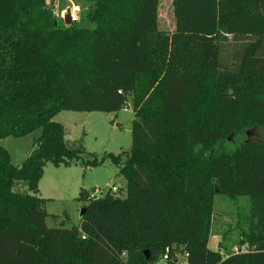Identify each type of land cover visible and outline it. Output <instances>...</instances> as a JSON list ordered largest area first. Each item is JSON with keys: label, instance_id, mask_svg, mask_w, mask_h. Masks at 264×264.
<instances>
[{"label": "trees", "instance_id": "1", "mask_svg": "<svg viewBox=\"0 0 264 264\" xmlns=\"http://www.w3.org/2000/svg\"><path fill=\"white\" fill-rule=\"evenodd\" d=\"M159 5L95 0L66 26L45 0H0V264H155L174 245L189 264H264V142L224 149L247 128L264 130V0H176L173 34L159 30ZM129 102L132 149L123 166L105 156L120 166L126 198L108 191L79 226L49 227L45 167L83 154L55 116ZM37 130L15 166L1 141ZM216 195L249 197L246 252L209 248Z\"/></svg>", "mask_w": 264, "mask_h": 264}, {"label": "rangeland", "instance_id": "2", "mask_svg": "<svg viewBox=\"0 0 264 264\" xmlns=\"http://www.w3.org/2000/svg\"><path fill=\"white\" fill-rule=\"evenodd\" d=\"M45 1L56 16L71 3L80 5L83 8L81 21L95 3V0ZM158 15L161 32L173 34L177 31L176 0H160ZM58 19L61 20L59 17ZM61 22L64 23L63 20ZM227 38L225 59H231L235 51V41L232 36ZM126 109L116 113L62 111L55 116L54 120L64 125L68 146L82 151L83 161L98 159L101 163L95 167L86 166L82 160L73 162L70 166L57 167L52 163L47 164L44 177L39 184V197L46 200L45 209L54 216L47 218L49 227L79 226L82 209L90 200L105 196L108 191L115 196L126 198L127 181L120 174V166L124 165L132 149V122L135 117L131 102ZM40 134L41 130H37L26 137H8L1 141V145L11 154L15 166L25 161L35 148V140ZM252 141L264 142V130L247 128L242 134L230 137L224 149L230 154L244 142ZM108 154L121 155V165L106 158ZM113 187L117 188V191H114ZM15 190L22 194L30 193L24 182H18ZM81 192H83L82 199H80ZM249 211L250 199L247 196L216 195L213 202L212 236L209 248L213 251L219 250L223 256L240 250L242 247L239 244L244 238L243 233L249 231ZM173 249L174 252L182 254V257L187 252L177 245H174ZM162 258L163 256L156 263L163 264Z\"/></svg>", "mask_w": 264, "mask_h": 264}, {"label": "built area", "instance_id": "3", "mask_svg": "<svg viewBox=\"0 0 264 264\" xmlns=\"http://www.w3.org/2000/svg\"><path fill=\"white\" fill-rule=\"evenodd\" d=\"M67 12L70 13L72 24L79 23L81 21V15L83 13V8L80 5L71 3L69 6H67L64 9H62L60 11V14H57V16L61 20L64 21L65 15L67 14ZM113 190L117 191V188L113 187ZM182 249H183V247H182ZM173 251H174V249H173ZM246 251H247V247L245 246V247H242L240 250L239 249L236 250L235 253H240V252L243 253V252H246ZM172 254H173V257L171 256V250L170 249L167 250V252L163 255V258H162L161 262L163 264H189V261H188L189 253L188 252H186L183 257H182V254L177 253V252H173ZM155 264H157V263H155Z\"/></svg>", "mask_w": 264, "mask_h": 264}, {"label": "water", "instance_id": "4", "mask_svg": "<svg viewBox=\"0 0 264 264\" xmlns=\"http://www.w3.org/2000/svg\"><path fill=\"white\" fill-rule=\"evenodd\" d=\"M64 23H65L66 26H71L72 25L71 16H70L69 12H67V14L65 15ZM86 211H87L86 208L82 209V211H81V219L86 214ZM147 255H148V258H149V253L148 252H147Z\"/></svg>", "mask_w": 264, "mask_h": 264}, {"label": "crops", "instance_id": "5", "mask_svg": "<svg viewBox=\"0 0 264 264\" xmlns=\"http://www.w3.org/2000/svg\"><path fill=\"white\" fill-rule=\"evenodd\" d=\"M10 156H11V154H10ZM29 156V155H28ZM26 160V159H25ZM11 161H12V159H11Z\"/></svg>", "mask_w": 264, "mask_h": 264}]
</instances>
